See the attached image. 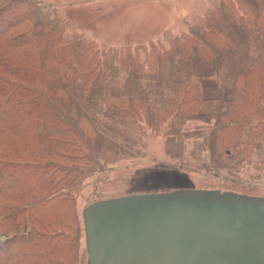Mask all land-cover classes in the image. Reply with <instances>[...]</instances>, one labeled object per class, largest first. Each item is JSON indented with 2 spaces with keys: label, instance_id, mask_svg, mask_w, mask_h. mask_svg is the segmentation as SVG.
Instances as JSON below:
<instances>
[{
  "label": "trees",
  "instance_id": "16d2710c",
  "mask_svg": "<svg viewBox=\"0 0 264 264\" xmlns=\"http://www.w3.org/2000/svg\"><path fill=\"white\" fill-rule=\"evenodd\" d=\"M190 121L213 124L209 172L264 171V0H218L184 32L102 49L41 3L0 0V264H77L78 187L134 153L103 126L131 147L166 131L175 156Z\"/></svg>",
  "mask_w": 264,
  "mask_h": 264
},
{
  "label": "rangeland",
  "instance_id": "374dc122",
  "mask_svg": "<svg viewBox=\"0 0 264 264\" xmlns=\"http://www.w3.org/2000/svg\"><path fill=\"white\" fill-rule=\"evenodd\" d=\"M34 1L54 12L76 33L102 49L148 45L166 31L173 34L184 32L188 24L202 16L218 0ZM212 125L203 121L188 122L175 156L168 153L166 131L156 132L147 128L144 132L135 131L132 135L137 136V145L131 147V143L126 141H131L130 137L107 131L103 126L110 138L134 153L131 158L110 165L102 164L78 187L75 211L80 222L84 224L83 213L88 206L134 195L175 190H216L264 198V171L258 173L253 167H244L235 174L225 170H207L209 155L206 141ZM82 234L77 264H88L85 233ZM5 239L0 235L1 243Z\"/></svg>",
  "mask_w": 264,
  "mask_h": 264
},
{
  "label": "water",
  "instance_id": "95a60500",
  "mask_svg": "<svg viewBox=\"0 0 264 264\" xmlns=\"http://www.w3.org/2000/svg\"><path fill=\"white\" fill-rule=\"evenodd\" d=\"M88 264H264V198L175 190L83 213Z\"/></svg>",
  "mask_w": 264,
  "mask_h": 264
},
{
  "label": "built area",
  "instance_id": "2783aa9c",
  "mask_svg": "<svg viewBox=\"0 0 264 264\" xmlns=\"http://www.w3.org/2000/svg\"><path fill=\"white\" fill-rule=\"evenodd\" d=\"M1 241H2V239H1Z\"/></svg>",
  "mask_w": 264,
  "mask_h": 264
},
{
  "label": "bare ground",
  "instance_id": "6f19581e",
  "mask_svg": "<svg viewBox=\"0 0 264 264\" xmlns=\"http://www.w3.org/2000/svg\"><path fill=\"white\" fill-rule=\"evenodd\" d=\"M1 243V242H0Z\"/></svg>",
  "mask_w": 264,
  "mask_h": 264
}]
</instances>
